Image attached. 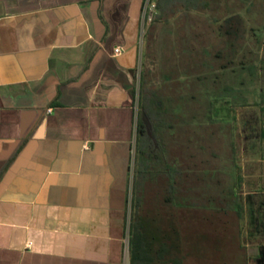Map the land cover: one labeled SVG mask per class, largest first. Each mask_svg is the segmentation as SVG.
Here are the masks:
<instances>
[{"label": "crops", "instance_id": "obj_1", "mask_svg": "<svg viewBox=\"0 0 264 264\" xmlns=\"http://www.w3.org/2000/svg\"><path fill=\"white\" fill-rule=\"evenodd\" d=\"M147 1L0 0V264H131Z\"/></svg>", "mask_w": 264, "mask_h": 264}, {"label": "rangeland", "instance_id": "obj_2", "mask_svg": "<svg viewBox=\"0 0 264 264\" xmlns=\"http://www.w3.org/2000/svg\"><path fill=\"white\" fill-rule=\"evenodd\" d=\"M209 2L147 20L142 69L163 117H145L159 158L136 175L129 258L139 224L183 264H264V0Z\"/></svg>", "mask_w": 264, "mask_h": 264}, {"label": "trees", "instance_id": "obj_3", "mask_svg": "<svg viewBox=\"0 0 264 264\" xmlns=\"http://www.w3.org/2000/svg\"><path fill=\"white\" fill-rule=\"evenodd\" d=\"M210 0H157V10L159 12L157 18L168 22L170 17L179 11H192L207 9ZM147 73L142 69L141 82L139 90V115H138V129L136 142V155L134 167V193L136 187V175L142 171L153 166V160L158 159L159 156H153L155 152L154 142L149 137L148 127L145 122V117H149L152 123L160 120L163 117L161 106L158 102L150 96L149 89H147ZM154 92L152 91V94ZM156 94H154V97ZM145 106L142 107V102ZM160 123V121H158ZM162 125V122L161 124ZM154 126V131L158 128ZM144 174V173H143ZM174 188V184L171 185ZM134 203V201H133ZM134 206V204H133ZM240 205L235 206L231 204L229 209L240 208ZM132 222L130 227V235L132 234ZM153 241L142 225H137L135 235L130 237V262L131 264H183L180 258L175 257L174 247L168 243H161L157 250L153 249Z\"/></svg>", "mask_w": 264, "mask_h": 264}, {"label": "built area", "instance_id": "obj_4", "mask_svg": "<svg viewBox=\"0 0 264 264\" xmlns=\"http://www.w3.org/2000/svg\"><path fill=\"white\" fill-rule=\"evenodd\" d=\"M156 10L157 3L154 0H148L145 8L146 21L149 20L151 22L153 20ZM115 52L119 53L120 49H116Z\"/></svg>", "mask_w": 264, "mask_h": 264}]
</instances>
